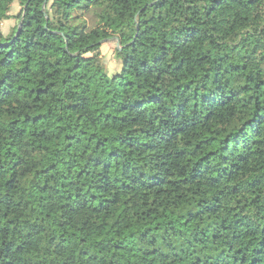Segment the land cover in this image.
I'll list each match as a JSON object with an SVG mask.
<instances>
[{
    "label": "trees",
    "instance_id": "obj_1",
    "mask_svg": "<svg viewBox=\"0 0 264 264\" xmlns=\"http://www.w3.org/2000/svg\"><path fill=\"white\" fill-rule=\"evenodd\" d=\"M14 2L0 264H264V0Z\"/></svg>",
    "mask_w": 264,
    "mask_h": 264
},
{
    "label": "rangeland",
    "instance_id": "obj_2",
    "mask_svg": "<svg viewBox=\"0 0 264 264\" xmlns=\"http://www.w3.org/2000/svg\"><path fill=\"white\" fill-rule=\"evenodd\" d=\"M18 2H14L11 6L10 15L11 17L7 20L0 22V31L6 35L9 33L10 29L15 25L16 19L13 17L19 11ZM114 39L104 42L99 50H96L94 54H98L102 57L106 69L110 74L117 72L120 69V60L117 54V47Z\"/></svg>",
    "mask_w": 264,
    "mask_h": 264
},
{
    "label": "water",
    "instance_id": "obj_3",
    "mask_svg": "<svg viewBox=\"0 0 264 264\" xmlns=\"http://www.w3.org/2000/svg\"><path fill=\"white\" fill-rule=\"evenodd\" d=\"M19 28H20V27H19ZM116 47H117L118 49H120V46H119L118 41L116 42Z\"/></svg>",
    "mask_w": 264,
    "mask_h": 264
}]
</instances>
